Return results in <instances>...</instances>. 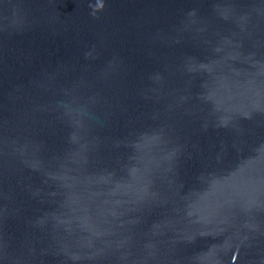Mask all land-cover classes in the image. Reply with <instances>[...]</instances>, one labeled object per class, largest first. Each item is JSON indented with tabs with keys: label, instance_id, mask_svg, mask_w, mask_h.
<instances>
[{
	"label": "water",
	"instance_id": "1",
	"mask_svg": "<svg viewBox=\"0 0 264 264\" xmlns=\"http://www.w3.org/2000/svg\"><path fill=\"white\" fill-rule=\"evenodd\" d=\"M0 264H264V0H0Z\"/></svg>",
	"mask_w": 264,
	"mask_h": 264
}]
</instances>
